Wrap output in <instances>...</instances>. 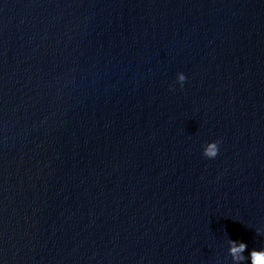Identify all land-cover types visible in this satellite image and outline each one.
<instances>
[{
	"label": "water",
	"instance_id": "95a60500",
	"mask_svg": "<svg viewBox=\"0 0 264 264\" xmlns=\"http://www.w3.org/2000/svg\"><path fill=\"white\" fill-rule=\"evenodd\" d=\"M256 228L264 0H0V264H232Z\"/></svg>",
	"mask_w": 264,
	"mask_h": 264
},
{
	"label": "clouds",
	"instance_id": "9594fccd",
	"mask_svg": "<svg viewBox=\"0 0 264 264\" xmlns=\"http://www.w3.org/2000/svg\"><path fill=\"white\" fill-rule=\"evenodd\" d=\"M186 79L183 72H178L175 83L179 84L182 88ZM219 152L220 141L218 140L209 141L202 145V155L209 160L215 159L219 155ZM255 232L257 235H264V229L256 228ZM247 248L248 245L243 241L230 238L227 240V253L231 257L232 264H245L246 261L247 264H264V247L259 249L253 248L245 255Z\"/></svg>",
	"mask_w": 264,
	"mask_h": 264
}]
</instances>
